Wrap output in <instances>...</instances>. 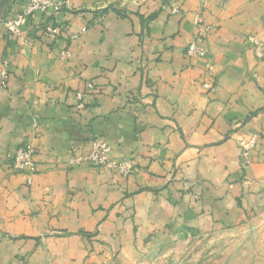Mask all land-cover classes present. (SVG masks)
Here are the masks:
<instances>
[{
	"label": "crops",
	"instance_id": "crops-1",
	"mask_svg": "<svg viewBox=\"0 0 264 264\" xmlns=\"http://www.w3.org/2000/svg\"><path fill=\"white\" fill-rule=\"evenodd\" d=\"M52 1L58 16L36 14L8 41L2 22L28 0H0V264H136L167 224L195 234L242 221L264 198V59L248 41L264 39V0ZM202 7L209 55L190 59ZM57 23L56 40L39 31ZM90 81L96 96L78 111ZM97 137L141 172L69 167ZM30 139L31 186L11 167Z\"/></svg>",
	"mask_w": 264,
	"mask_h": 264
},
{
	"label": "rangeland",
	"instance_id": "rangeland-1",
	"mask_svg": "<svg viewBox=\"0 0 264 264\" xmlns=\"http://www.w3.org/2000/svg\"><path fill=\"white\" fill-rule=\"evenodd\" d=\"M201 2L205 5L206 0H202ZM170 9L172 15H184V12L178 2L170 5ZM203 9L204 7H202L200 11L196 10L191 13L192 25L195 28V33L196 27L194 25V21L197 14H200L205 23L209 25L204 17ZM194 35L192 41L194 39ZM187 49L186 55L188 58H197L189 57ZM209 64L208 67L211 66ZM213 71L208 70L210 76H212ZM93 83L95 86V82ZM86 85L84 91L86 90ZM6 88H8V86ZM210 89L212 90L213 88L210 87ZM95 96L94 88L93 92L88 95L87 100L84 102L83 109L79 108L81 102L77 98L76 109L78 111L84 110L90 101L95 98ZM99 140L106 145L105 149L108 154L106 160L107 164H105V160L102 163L100 162L101 164H93L88 160H84L81 165H73L71 163L72 158L77 156L87 158L93 148L94 142ZM26 144H31L36 149L35 143L32 139H30L19 145L16 150L20 146H24ZM240 146L243 148L244 153H248L252 144L242 142ZM16 150L14 151L11 159V167L13 171ZM83 165H87L100 171L111 172L120 175L123 178H130L141 172L140 166L135 162L133 157H114L112 145L106 137H97L93 139L91 141L90 151L87 154H84L80 150L72 152L69 160V167L76 168ZM14 172L25 175L22 172ZM25 177L27 185L31 186L33 182L29 184L26 175ZM247 207L246 216L242 221L233 226L224 227L210 232L194 234L181 226L167 224L164 230L155 232L153 235L145 239L143 251L139 252L138 255H134V261L136 264H264V198L250 202L247 204Z\"/></svg>",
	"mask_w": 264,
	"mask_h": 264
},
{
	"label": "built area",
	"instance_id": "built-area-1",
	"mask_svg": "<svg viewBox=\"0 0 264 264\" xmlns=\"http://www.w3.org/2000/svg\"><path fill=\"white\" fill-rule=\"evenodd\" d=\"M50 10L53 11L54 16H58L61 12V4L55 3L52 0H28L26 6L19 12H13L3 22L2 25L5 30V35L8 41H12L15 38L22 36V28L27 20H30L36 14H46ZM177 12V11H175ZM194 25L196 27V33L192 43L187 49L189 57L206 58L209 55V51L206 45L207 38L211 33L212 27L207 25L200 14L195 17ZM65 30L62 24H50L39 27V31H42L53 40L59 38L61 33ZM87 29H82L81 33H85ZM78 38V35L72 36L71 40ZM249 43L253 47L255 54L258 58L264 57V39L259 37H249ZM62 56L70 57L68 52H63ZM208 67L209 71H213V65ZM8 62H3V69L0 72V86L2 89H6L10 79ZM95 86L93 82H88L86 90L77 94V98L81 102L79 108H84V102L87 100L88 95L93 92ZM106 145L101 140L94 142L93 148L87 158L77 156L72 158L71 163L73 165H81L84 160H88L93 164H101L104 160H107L108 154L106 151ZM36 149L31 144L20 146L14 157L13 169L16 172L24 173L29 184L33 182V176L37 169L35 162ZM106 158V159H105ZM101 162V163H100ZM107 164V161L106 163ZM104 164V165H105Z\"/></svg>",
	"mask_w": 264,
	"mask_h": 264
}]
</instances>
